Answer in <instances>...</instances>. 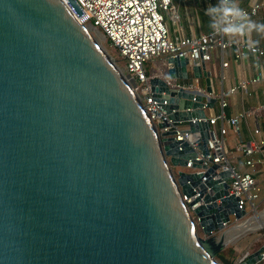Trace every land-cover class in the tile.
I'll use <instances>...</instances> for the list:
<instances>
[{
  "label": "water",
  "instance_id": "1",
  "mask_svg": "<svg viewBox=\"0 0 264 264\" xmlns=\"http://www.w3.org/2000/svg\"><path fill=\"white\" fill-rule=\"evenodd\" d=\"M188 64L168 56V75L191 72L204 91L151 80L190 134L177 140L63 0H0V264H221L224 234L215 233L246 211L229 192L230 171L196 161L208 154L207 110L218 98L206 62ZM191 159L194 171L181 169ZM195 187L203 236L182 196Z\"/></svg>",
  "mask_w": 264,
  "mask_h": 264
},
{
  "label": "built area",
  "instance_id": "2",
  "mask_svg": "<svg viewBox=\"0 0 264 264\" xmlns=\"http://www.w3.org/2000/svg\"><path fill=\"white\" fill-rule=\"evenodd\" d=\"M72 12L76 21L86 24L95 35L97 40H102L114 50L119 59H114L123 72L127 75L133 85L140 93L150 119L157 124V121L166 117L172 126L159 129L161 131L176 130V139H190V134L182 132L181 128L169 119L166 110L160 106V101L155 99L151 80L154 77L163 79L171 88H184L196 93L204 91L199 84V79L195 80H174L168 75L167 58L168 56H186L189 60L188 68L201 62L212 61L214 54L220 52L221 66L223 68L229 65L224 60V51L233 45L234 39L229 35V27L241 22L244 19L258 15L264 8V2H254L247 8H241L243 15L227 14L225 9L230 8L232 0H216L219 2L218 15L216 17V26L213 30L200 35H176L173 38L166 24L165 13H168L172 21L176 24L179 21V13L175 0H75L82 9L79 14L68 0H63ZM194 1V0H179ZM235 10V9H234ZM236 43L235 59L239 62L248 56L253 55L258 60L264 58V47L257 43ZM155 58H159L161 66L157 67L155 73L151 74L147 69V63ZM264 80V74L260 71L255 76L242 77L236 86L230 89L234 92H247L248 86ZM164 105L168 104L166 92H161ZM220 101L222 110L227 106L225 92L221 91L216 95ZM181 110V109H178ZM259 111H264V105L258 107ZM252 112L242 111L238 115L226 119L224 111L218 116H208L211 124V134L207 143L208 154L198 151L196 161L203 166L216 164L219 171H230L229 192L239 197V207L245 210V217H252L260 212L258 207L264 202V188L260 176L264 178L261 171L264 165V139L260 138L261 129L254 128L251 132V138L247 141L239 142L236 146L238 156H232L227 149L229 130L238 132L239 123L246 119ZM220 122V124H218ZM197 135L190 140V144L197 149V143L194 141ZM243 158L245 170L240 169L235 163L238 158ZM194 161H188L186 168L193 169ZM197 172H205L203 168L195 169ZM195 195L192 197L183 196L193 219L199 226V217L194 213L202 201L190 204L193 198L200 195L199 187H195ZM242 218V219H243ZM226 223L223 231L216 232V236L225 234L229 225L242 220ZM234 227V226H233ZM202 232V230H201ZM203 236V235H202ZM253 251H246L237 258L234 264L244 262ZM264 262V251L262 260ZM260 261V262H261ZM259 262V263H260Z\"/></svg>",
  "mask_w": 264,
  "mask_h": 264
},
{
  "label": "crops",
  "instance_id": "3",
  "mask_svg": "<svg viewBox=\"0 0 264 264\" xmlns=\"http://www.w3.org/2000/svg\"><path fill=\"white\" fill-rule=\"evenodd\" d=\"M200 0L194 1H179L175 0V4L178 9L184 5L186 6L185 17L186 23L182 25L181 20L182 16L179 13L180 25L176 31L177 35H200L202 33L209 32L213 30L216 26V17L214 18L215 24L204 23L201 21L199 6ZM204 1V0H203ZM208 4L211 1L216 0H205ZM264 2V0H232L230 3L231 9H241L247 8L254 2ZM218 4L219 2L216 1ZM192 6L195 9V13L191 14L188 7ZM219 6V5H218ZM177 22V23H178ZM229 35L234 39L232 46L228 47L224 51V60L229 62V65L225 68L221 66V56L220 52H216L212 61L207 62V68L211 69L213 72L216 69L215 76L213 73L212 76V87L216 95H220L221 91L225 92V100L227 101V106L222 110L220 101L218 103V110L210 109V112L207 110V114L210 117L218 116L224 111L225 117L227 120L238 115L240 112L247 111L252 112L246 119H242L239 123L238 132L233 129L229 130L228 142L229 151L232 156H238V151L236 146L239 142H245L251 138V132L254 128L259 127L261 129L260 138L264 139V111H259L258 107L264 105V80L251 84L248 86L247 92H234L231 93L230 89L238 83L242 77L255 76L260 71L264 74V58L257 59L253 55L246 56L242 62H239L235 59L236 43H257L261 47H264V8L260 10L258 15L242 20L239 23H236L229 27ZM216 57V58H215ZM214 58L216 62L214 61ZM194 78V76H192ZM195 80V78L193 79ZM201 80H204V85H202ZM192 81V80H191ZM199 84L202 88L206 87L205 79H199ZM216 103V104H217ZM220 124V122L218 123ZM182 126V124H181ZM184 127V126H182ZM235 163L236 166H239L240 169L245 170L243 164V158L239 157L238 160H241ZM262 173H264V165L260 166ZM262 185L264 188V178L260 176ZM259 227V226H258ZM257 227V228H258ZM256 229V228H255ZM264 244V242H263ZM262 244V245H263ZM261 245V246H262ZM260 247V246H259Z\"/></svg>",
  "mask_w": 264,
  "mask_h": 264
},
{
  "label": "rangeland",
  "instance_id": "4",
  "mask_svg": "<svg viewBox=\"0 0 264 264\" xmlns=\"http://www.w3.org/2000/svg\"><path fill=\"white\" fill-rule=\"evenodd\" d=\"M218 3L216 1H211L210 4H208V2H206L205 0H200L199 1V6L201 8V10H199V14H200V18L201 21L204 23H210V24H215V20L214 18L217 17L218 15ZM230 7V4L227 5ZM189 11L191 14L195 13V9L190 6V8L188 7ZM185 11H186V6L182 5L179 7V13L182 16V20L181 23L182 25H185L186 23V17H185ZM165 20H166V24L170 30V34L173 38H175L176 31L179 28L180 22L178 23H174L170 17V15L168 13H165ZM105 48L106 50L111 54V56L113 57V59H119L117 54H114V50L110 47V44L102 41V40H98ZM216 58V57H215ZM214 58V61L216 62ZM161 66V61L159 58H155L152 61H149L147 63V69H149V72L151 74L155 73L157 70V67ZM214 76H215V72L217 71L216 69H214ZM193 74L190 72V77L189 80L193 81ZM181 82H184V80H180ZM202 85H204V80H201ZM217 103V102H216ZM218 103L215 104V110H218ZM208 111L210 112V109H208ZM182 126H186V123H183ZM227 149L229 150V145L227 144ZM242 161L241 160H238ZM178 167H174L173 171L178 170ZM184 171L187 172H192L194 171V169H189V168H181ZM258 211L260 213L264 212V202L262 204L259 205L258 207ZM247 218L250 217H245L242 220H246ZM241 220V221H242ZM236 223H232L231 225H229V228L235 226ZM258 227V228H254L253 227ZM198 234L202 236V232L200 229H198ZM224 238H222V241L224 242V247L223 250H221V252L226 253V257L229 259H233V262H236L237 258H239L240 256H242L246 251H255L256 249L259 248V246H261L264 242V221L260 222L258 219L256 221V224L254 226H252L251 228H249L247 230V232L241 234L240 236H238L234 241H224ZM216 259L218 260V262H220L221 264H224V262L222 261V259L217 255ZM259 264H264L263 261H261Z\"/></svg>",
  "mask_w": 264,
  "mask_h": 264
},
{
  "label": "bare ground",
  "instance_id": "5",
  "mask_svg": "<svg viewBox=\"0 0 264 264\" xmlns=\"http://www.w3.org/2000/svg\"><path fill=\"white\" fill-rule=\"evenodd\" d=\"M257 219L260 222L264 221V212L259 213L255 216H252L250 218H247L246 220H242L240 221L237 225H235L234 227H232L231 229H229L223 236L222 238H224V241H234L238 236H240L241 234L247 232V230L249 228H251L252 226H254L256 224ZM257 228L256 227H253Z\"/></svg>",
  "mask_w": 264,
  "mask_h": 264
},
{
  "label": "trees",
  "instance_id": "6",
  "mask_svg": "<svg viewBox=\"0 0 264 264\" xmlns=\"http://www.w3.org/2000/svg\"><path fill=\"white\" fill-rule=\"evenodd\" d=\"M218 256L222 259L224 264H234L233 259L231 260V259L226 257V253H223V252L220 251L218 253ZM257 264H259V262Z\"/></svg>",
  "mask_w": 264,
  "mask_h": 264
},
{
  "label": "clouds",
  "instance_id": "7",
  "mask_svg": "<svg viewBox=\"0 0 264 264\" xmlns=\"http://www.w3.org/2000/svg\"><path fill=\"white\" fill-rule=\"evenodd\" d=\"M225 13H227V14H235V15H243L241 10H239V9L234 10V9H231V8L225 9Z\"/></svg>",
  "mask_w": 264,
  "mask_h": 264
}]
</instances>
